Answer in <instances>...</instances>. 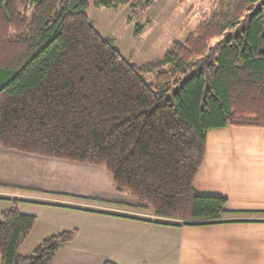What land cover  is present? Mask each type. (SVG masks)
<instances>
[{"label":"trees","instance_id":"1","mask_svg":"<svg viewBox=\"0 0 264 264\" xmlns=\"http://www.w3.org/2000/svg\"><path fill=\"white\" fill-rule=\"evenodd\" d=\"M138 1L95 5L134 11ZM87 9L85 0H0V147L103 167L117 193L157 217L221 223L226 199L198 194L193 181L210 130H264V0H216L183 43L143 67L96 32ZM35 223L18 201L1 213V264H51L73 239L64 231L22 256Z\"/></svg>","mask_w":264,"mask_h":264},{"label":"crops","instance_id":"2","mask_svg":"<svg viewBox=\"0 0 264 264\" xmlns=\"http://www.w3.org/2000/svg\"><path fill=\"white\" fill-rule=\"evenodd\" d=\"M88 179L97 180L100 189H73ZM193 186L200 195L226 199L229 214L221 223L157 217L127 192L117 193L103 167L0 147V219L14 201L20 213L36 218L23 241L30 251L56 233L83 225L82 243L76 244L79 231L51 264H264V130H210ZM87 203L89 208L79 206ZM25 204L63 213L42 223L36 214L22 212ZM75 248L82 249L81 256Z\"/></svg>","mask_w":264,"mask_h":264},{"label":"rangeland","instance_id":"3","mask_svg":"<svg viewBox=\"0 0 264 264\" xmlns=\"http://www.w3.org/2000/svg\"><path fill=\"white\" fill-rule=\"evenodd\" d=\"M85 1L88 3L86 15L92 27L103 39L110 41L126 61L137 67L154 64L162 60L173 45L176 42L183 43L216 6V0H157L151 7L144 8L145 0H140L134 4L136 8L133 11L130 6L106 9L96 7V0ZM252 12L253 10L247 12L239 25L229 33L233 34L237 28L245 26L246 20ZM154 77L155 73L153 72L144 74L147 83H151ZM96 182L95 179H88L83 184L80 183L77 188L73 185V189H100L99 183ZM3 206L6 205L3 204ZM79 206L89 208L88 203L87 205L79 204ZM21 210L27 214H36L42 223L45 219L56 221V219H60V214L63 213L59 210L37 208L30 204H25ZM73 226L69 227L67 231L75 228L76 225ZM82 227L80 225V230H71L74 232L71 242L80 231L77 245H80L83 240L81 236ZM90 228L93 229L96 226L91 225ZM28 247L29 242L27 240L22 242L19 253L22 256H29L32 251ZM75 249L76 255L81 256L82 249ZM84 254L86 253L84 252ZM85 257L87 261H91L89 257ZM77 262L79 264V261ZM110 262L112 263V261Z\"/></svg>","mask_w":264,"mask_h":264},{"label":"water","instance_id":"4","mask_svg":"<svg viewBox=\"0 0 264 264\" xmlns=\"http://www.w3.org/2000/svg\"><path fill=\"white\" fill-rule=\"evenodd\" d=\"M178 89H176V91H177Z\"/></svg>","mask_w":264,"mask_h":264}]
</instances>
